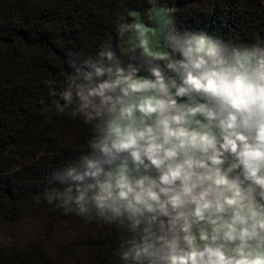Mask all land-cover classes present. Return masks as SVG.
<instances>
[{"label": "clouds", "instance_id": "obj_1", "mask_svg": "<svg viewBox=\"0 0 264 264\" xmlns=\"http://www.w3.org/2000/svg\"><path fill=\"white\" fill-rule=\"evenodd\" d=\"M143 35L121 16L115 41L44 81V111L92 135L43 199L114 228L121 264H264V47L164 17L151 49ZM114 43L130 60L139 50L148 75Z\"/></svg>", "mask_w": 264, "mask_h": 264}, {"label": "trees", "instance_id": "obj_2", "mask_svg": "<svg viewBox=\"0 0 264 264\" xmlns=\"http://www.w3.org/2000/svg\"><path fill=\"white\" fill-rule=\"evenodd\" d=\"M180 33L264 47V0H158ZM152 0H0V264H121L120 233L54 209L43 199L53 173L88 150L82 119L44 111L45 80L63 82L77 65L115 41L120 17ZM149 21L148 16H144ZM114 48L125 66L149 64ZM60 89L57 88V91ZM44 101L42 104L41 101ZM62 103V101H61Z\"/></svg>", "mask_w": 264, "mask_h": 264}, {"label": "rangeland", "instance_id": "obj_3", "mask_svg": "<svg viewBox=\"0 0 264 264\" xmlns=\"http://www.w3.org/2000/svg\"><path fill=\"white\" fill-rule=\"evenodd\" d=\"M170 10V8L160 5L158 0H152L151 7L146 11L133 10L134 21L131 25H134L140 32L144 33L142 38L149 49L152 48L153 42L157 38L159 24L163 17L169 20ZM144 16H148L149 21H145Z\"/></svg>", "mask_w": 264, "mask_h": 264}]
</instances>
